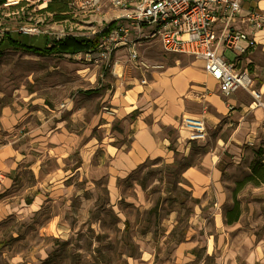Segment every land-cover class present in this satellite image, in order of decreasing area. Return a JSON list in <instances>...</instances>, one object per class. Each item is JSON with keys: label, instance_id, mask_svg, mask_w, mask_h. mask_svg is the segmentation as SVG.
<instances>
[{"label": "rangeland", "instance_id": "374dc122", "mask_svg": "<svg viewBox=\"0 0 264 264\" xmlns=\"http://www.w3.org/2000/svg\"><path fill=\"white\" fill-rule=\"evenodd\" d=\"M21 1L6 0L0 5V24L16 29L35 24L42 34L51 37L85 31L92 38L90 30L97 32L117 13L107 12L106 8L94 12L89 8L78 9L73 0H25V4L11 8ZM51 1L55 6H66L65 11L58 13L65 14L63 19L56 20L53 12L41 10ZM43 2L45 5L41 6ZM24 12L27 15L23 20ZM137 50L139 60L147 65L141 66L142 69L154 64L181 66L196 60L186 54L165 53L154 40L141 41ZM223 54L229 60L236 57L229 49ZM30 56L22 49L0 53V89L6 92L21 84L45 93L58 89L62 97L73 99L85 118L96 110L107 111L101 102V91L90 89L107 83L112 61L98 60L97 56L93 57L95 60L92 57L85 60L83 53L77 57L60 53ZM121 62L127 64L122 66L124 70L140 68L125 59ZM99 71L103 72V80L98 79ZM253 78L256 87L264 83V78ZM253 118L249 112L243 120ZM238 125L206 129V139L192 144L188 156L177 155L174 165L157 160L151 167L147 162L149 167L143 174L140 169L132 171L120 181L119 197L114 201L104 179L86 183L88 179L81 177L72 184L73 178H69L66 182L71 186L46 188L43 191L47 198L37 211L0 221V264H217L222 255L236 258L237 264H246L242 258L248 246L264 258V180L251 175L252 165L264 167V117L256 129L241 128L249 136L244 138L246 133L240 137V143L231 141L225 149H218L220 156L215 162L218 188L210 190L218 198L215 204L200 205L176 183L184 182L182 169L198 166L208 152L216 153V145L223 147L217 139L225 138ZM242 127L246 128V123ZM93 133L97 135L96 130ZM246 140L253 143L249 145ZM94 155L104 158L99 150ZM77 159L69 165L76 164ZM46 166L52 167V160H47ZM134 183L139 185L138 191L142 189L143 199H137ZM236 201L240 210L238 220L225 223L226 214L234 209ZM198 212L213 215L205 220L208 229L194 219ZM185 242H189L186 247L192 246L188 248L190 256L178 254ZM205 243L211 251L201 257L205 254Z\"/></svg>", "mask_w": 264, "mask_h": 264}, {"label": "crops", "instance_id": "0c3cea01", "mask_svg": "<svg viewBox=\"0 0 264 264\" xmlns=\"http://www.w3.org/2000/svg\"><path fill=\"white\" fill-rule=\"evenodd\" d=\"M241 1L244 8L253 5L262 8L260 4L264 3V0ZM3 32L21 45H13L6 37L1 40ZM252 35L255 47L236 58L240 65L245 59L244 64L252 76L264 78V28ZM0 40V53L22 49L31 58L39 54L21 46L40 49L47 44L44 33L25 34L5 24H0ZM91 49L60 54L77 57L83 53L87 57L85 60L97 56L98 60L106 61ZM125 52L123 47L115 52L118 60L114 68L119 76L110 72V79L104 86L99 83V88L90 89L101 91V102L107 111L96 110L86 118L73 99L62 97L58 89L45 93L24 88L23 84L6 92L0 89V221L8 216L37 211L47 198L43 190L71 186L66 182L69 178H73L72 184L75 178L80 181L81 177L88 179L86 183L104 179L108 194L114 201L119 197L120 181L132 171L140 169L143 174L149 166L156 165L152 162L158 160L170 166L174 165L177 155H189L190 147L196 141L188 140L186 130L179 125L181 114L201 115L209 130L239 124L230 129L225 138L217 139L223 147L216 145V153H206L198 166L189 165L182 169L184 182H176L200 205L215 204L214 200L218 198L210 190L218 188L215 182L219 175L215 166L220 156L218 149H225L231 141L240 143V137L256 129L264 115L254 127V118L243 120L249 109L250 96L236 91L228 99L223 98L215 81L201 69L197 60L181 66L154 64L151 68L130 67L132 70H126L125 67L124 70L122 66L127 64L123 62L122 65L121 61L125 59ZM118 62L121 63L119 68ZM98 79L103 80V72H98ZM249 112L255 117V106ZM245 123L246 128L242 127ZM241 128L247 131L243 132ZM95 130L97 135L93 133ZM248 136L249 132L244 138ZM97 150L103 152V159L94 155ZM75 157H78L77 163L70 166ZM47 160H52V167L46 166ZM147 162H150L149 166H146ZM134 186L137 199H143L142 189L140 194L139 185L134 183ZM194 216L201 226L208 229L205 220L213 216L211 212L202 215L198 212ZM222 232L225 233V228ZM186 243L189 244L185 242L178 249L180 256L191 255L188 248L192 246L186 247ZM205 247V254L201 257L211 251L209 244L205 243ZM242 261L264 264V258L258 257L256 249L249 246ZM227 262L237 264L236 258H224L223 255L220 261L216 260L217 264Z\"/></svg>", "mask_w": 264, "mask_h": 264}, {"label": "built area", "instance_id": "2783aa9c", "mask_svg": "<svg viewBox=\"0 0 264 264\" xmlns=\"http://www.w3.org/2000/svg\"><path fill=\"white\" fill-rule=\"evenodd\" d=\"M73 3L78 9L89 8L94 12L106 8L107 12H117L115 25L108 32L106 24L97 32L90 30L92 37L99 34L92 52L112 61L113 75L119 76L114 68L118 48L126 50L125 62L146 67L139 60L137 46L141 41L154 40L165 53L186 54L199 60L201 69L215 81L223 98L242 91L252 99L247 113L254 106L264 110V83L256 87L249 67L240 65L236 58L255 47L252 34L264 28L263 8L256 5L244 8L241 0H73ZM19 30L25 34L42 33L35 24L21 26ZM67 34L91 38L85 31L64 32L56 38ZM226 49L236 53L233 60L224 56ZM179 125L186 130L188 140L206 139V123L201 115L181 114ZM246 141L249 145L253 143Z\"/></svg>", "mask_w": 264, "mask_h": 264}, {"label": "trees", "instance_id": "16d2710c", "mask_svg": "<svg viewBox=\"0 0 264 264\" xmlns=\"http://www.w3.org/2000/svg\"><path fill=\"white\" fill-rule=\"evenodd\" d=\"M6 0H0V5L4 4ZM25 0H22L21 2L16 3L15 5L11 6L13 7H19L23 4H25ZM42 11H51L54 13V18L56 20L63 19L65 14H58L62 11L66 10L65 5L61 6H55L52 1L49 2L44 8L41 9ZM27 12H24V15L22 16V19L24 20L26 18ZM115 25V21L112 20L108 23H106L105 32H108L113 26ZM104 33V32H103ZM46 36L47 44L43 48H35L31 46H21L27 51H31L32 53L39 54V55H51V54H59V53H74L76 51L80 50H86L89 48H93L97 44L98 36L99 34L95 35L92 38H84L82 36H77L73 34H67L64 35L61 38L51 37L44 34ZM2 39L8 38L7 32L2 33ZM10 43L13 45H21L19 42L12 40L11 38H8ZM0 40V42H1ZM251 175L254 177L259 178L260 180H264V167L262 169L255 167L254 165L251 166ZM240 214V210L238 208L237 201L234 202V209L232 211H229L226 214L225 217V223H232L238 220Z\"/></svg>", "mask_w": 264, "mask_h": 264}, {"label": "bare ground", "instance_id": "6f19581e", "mask_svg": "<svg viewBox=\"0 0 264 264\" xmlns=\"http://www.w3.org/2000/svg\"><path fill=\"white\" fill-rule=\"evenodd\" d=\"M45 3H41V6H44ZM260 6L264 9V3H261ZM256 108V113H255V117H254V120L252 122V126H256L259 121L262 119V116L264 115L263 114V110H261L262 108L260 106H255Z\"/></svg>", "mask_w": 264, "mask_h": 264}]
</instances>
